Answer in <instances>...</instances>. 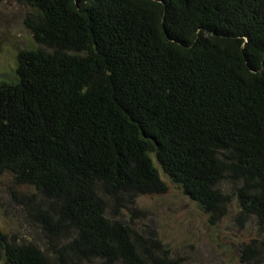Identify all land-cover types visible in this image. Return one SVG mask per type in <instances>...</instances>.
I'll use <instances>...</instances> for the list:
<instances>
[{
	"label": "trees",
	"instance_id": "1",
	"mask_svg": "<svg viewBox=\"0 0 264 264\" xmlns=\"http://www.w3.org/2000/svg\"><path fill=\"white\" fill-rule=\"evenodd\" d=\"M16 1L43 47L0 82V178L34 190L55 255L0 228V264H184L109 215L166 192L160 167L213 216L233 183L259 256L264 0Z\"/></svg>",
	"mask_w": 264,
	"mask_h": 264
},
{
	"label": "rangeland",
	"instance_id": "2",
	"mask_svg": "<svg viewBox=\"0 0 264 264\" xmlns=\"http://www.w3.org/2000/svg\"><path fill=\"white\" fill-rule=\"evenodd\" d=\"M29 12L31 7L27 4L0 0V82L19 80L20 51L43 47L24 24ZM159 169L167 184L166 192L140 195L135 204H128L117 213L111 210L109 215L130 222L144 236L158 240L161 252H168L170 258L184 264H264V251H259V256L244 253L250 243L258 245L262 236L253 218L241 217L233 183L221 184L229 195V204L223 213L213 216ZM33 194L31 187H19L7 175L0 178V228L19 242L38 245L53 258L51 240L32 217L34 207L28 200ZM33 198L32 203L42 202L38 195ZM68 240L62 236L59 245ZM100 262L96 259L78 264Z\"/></svg>",
	"mask_w": 264,
	"mask_h": 264
}]
</instances>
